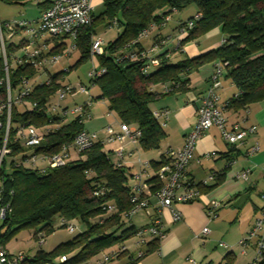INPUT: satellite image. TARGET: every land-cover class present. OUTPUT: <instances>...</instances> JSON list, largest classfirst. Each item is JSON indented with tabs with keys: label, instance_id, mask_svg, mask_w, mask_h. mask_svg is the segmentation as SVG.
Here are the masks:
<instances>
[{
	"label": "trees",
	"instance_id": "trees-1",
	"mask_svg": "<svg viewBox=\"0 0 264 264\" xmlns=\"http://www.w3.org/2000/svg\"><path fill=\"white\" fill-rule=\"evenodd\" d=\"M6 1L11 3V0ZM50 1L41 2L39 6L45 9ZM191 6L196 8V13L178 25L170 49L169 39H157L158 35L150 48L143 47L142 41L151 32H159L167 24L163 25L165 17L171 19L173 13L183 12ZM197 15L200 18L196 20ZM98 21L104 22L105 28L114 27L121 32L114 41L104 46L103 54L97 57L98 66L105 70V74L93 79V86H85L90 90L98 89V95L91 96L93 102L105 100L107 110L113 112L120 123L134 124L139 128L141 136L138 143L144 151L158 149L166 138L160 120L153 116L149 105L160 94L184 91L191 72L204 64H226L223 77L237 90L226 105L246 108L264 101V0H105L103 12L96 18L91 13L90 25L82 28L72 41L79 53L77 62L66 71L49 73L45 82L33 86L26 99L36 105L34 109L28 110L23 105L25 108L21 112H17V106L12 110L8 141L11 154L7 156L11 159V172L5 173L6 158L0 168L1 202L9 203L12 212L0 221V243L5 247V243L23 229L35 228L34 239L39 233H43L45 239L55 228L66 229V225H72L74 221L85 226L82 233L59 244L51 252L39 250L31 259L25 256L23 264H109L123 256L127 257L125 264H133L159 241L158 238H147L146 250L140 247L142 257L137 256L139 247L136 254L131 255L129 246H135L140 229L131 224L132 216L125 215L131 209L129 198L134 185L130 186L129 179L132 176L122 159H117L103 141L95 143L81 157L71 151L70 160L62 167L44 170L21 165L16 167V163L27 157L22 143L14 141L20 127L32 125L41 129L44 141L34 152L45 154L58 152L61 145L72 143L84 130L85 116H63L62 112L70 107H63L50 115L47 109L55 102L56 92L71 85L64 83L66 74L90 58L91 39L96 36ZM191 21H194L193 27L180 34V29L187 27ZM145 29L148 30L147 37L137 41L138 34ZM214 29H218L224 37L219 47L195 58L171 63L173 54L182 53L184 45ZM163 41L164 44H161ZM177 43L179 46L175 49ZM154 46L158 48L152 50ZM66 49L61 42L49 48V53L61 54ZM151 60L159 61V65L152 67ZM145 65L150 66L147 75L141 71ZM36 73L30 64L15 67L10 78L12 88L17 87L20 76L31 79ZM2 78L0 60V81ZM154 86H158L159 90L153 89ZM4 89V85L0 84V94L4 93ZM236 152L237 149L231 148L228 164L235 161ZM74 154L78 158L74 159ZM164 162V157L160 162H152V168L157 171ZM222 176L217 174L218 182ZM155 181L156 173L144 181L150 185L152 193L155 192ZM95 192L102 193L94 195ZM109 206H113L114 210L110 211ZM153 213L154 217L156 213ZM56 218L60 220L58 225H54ZM94 219L96 222L91 224ZM73 225L75 230L72 233L77 229ZM119 230L121 233L116 237L115 233ZM69 254L72 256L68 257ZM61 256H65L64 262H60ZM104 257L108 258L105 262ZM258 264H264V250Z\"/></svg>",
	"mask_w": 264,
	"mask_h": 264
},
{
	"label": "built area",
	"instance_id": "built-area-1",
	"mask_svg": "<svg viewBox=\"0 0 264 264\" xmlns=\"http://www.w3.org/2000/svg\"><path fill=\"white\" fill-rule=\"evenodd\" d=\"M37 3L46 0H35ZM91 0H51L47 8L43 9L38 20H25L16 19L7 22H0V60L2 63L3 78L0 84H3L5 89L4 93L0 94V168L5 157L11 154L8 147L9 133L11 128V114L12 110L18 105H24L26 109L32 110L36 106L28 101L26 98L32 92L33 86L42 84L38 79L43 75L48 79V69L53 67L59 62L62 57H68L71 50H74V45L70 50L66 49L61 54H50L49 48L45 42L38 44L37 40L45 35L53 39L68 37L71 41L77 37L78 32L89 26L91 23L92 13ZM197 15L195 19H199ZM163 25L168 23L170 18L163 19ZM194 21L187 24V27L180 29V34H185L193 27ZM152 28V27H151ZM6 32V38L4 36ZM19 32H22L27 38L22 40L21 46H7L6 41L13 39ZM148 30H143L138 34V40L146 38ZM165 41L161 42L164 44ZM179 44H176L175 49H178ZM158 47L154 46L152 50ZM104 52V43L100 37L94 36L90 44V58L93 59L102 55ZM30 64L37 72L33 78L20 76L18 78V85L16 88L11 86V75L14 74V68L20 65ZM150 65L157 67L159 61L151 60ZM212 73L209 76V86L204 95L200 99V104L197 108V120L192 130L186 135L181 147L167 148L164 152L165 162L156 171L155 192L146 193L150 190V185L141 181L140 175L137 176V183L131 188V196L129 203L131 209L125 213L131 217L139 211H145L146 215L150 217L149 225L137 231V242L135 247H139L137 256L142 257L143 250L147 238H158L161 240L165 235L163 231V223L161 221L160 213L164 209H168L172 213L173 221H179L181 215L173 207L177 204L191 203L198 199L199 190L197 185L188 177L187 170L193 160L194 150L198 140L211 128L215 127L220 132L221 138L231 148L237 149L241 146L248 136H253L257 132L255 126L242 128L239 123H234L230 128H227V120L219 108L218 92L221 89V79L226 64L215 63L212 65ZM150 66H144L141 71L144 75L149 73ZM105 74L103 68L98 67L94 62L92 69L87 73L89 85L93 86L92 80ZM45 82V81H44ZM46 84L48 82L46 81ZM164 92L167 90L164 88ZM13 94L15 96L13 97ZM87 96V100L81 105H74L68 110L63 111V116H77L82 115L89 118V110L93 104V99L90 96V89L88 86L77 83L75 85H68L59 89L56 94V100L52 103L47 113L50 115L52 112L61 111L60 102L65 100L66 97H75L77 95ZM153 116L160 119L168 118V111L162 110L153 112ZM163 123L162 121H160ZM162 126L164 124H161ZM141 136V132L137 126L131 127L128 124L120 123L119 121L107 125L99 132H89L82 130L73 140L72 143L61 145L56 153L45 154L35 153L36 147L41 146L44 141V135L40 128L32 125L20 127L15 136L14 141L22 143V147L26 149L24 152L27 157L19 163L16 167L24 166L31 169L46 168L54 169L64 166L71 158V151L81 157L80 155L89 150L95 143L103 141L105 144L110 145L117 143V147L113 149V154L117 159H122L123 145L126 141L137 143ZM259 152V145L254 143L246 152L247 158L254 157ZM206 156H215V153L207 154ZM234 162V161H233ZM230 162L229 164L233 163ZM39 163L44 164L40 168ZM141 168L147 167V163L140 160L137 161ZM249 171H242L236 177L246 181ZM217 179L216 173H210L201 183L202 186H207L209 183ZM102 193V192H100ZM100 193L95 192L94 195ZM2 190L0 188V221L6 219L11 214L12 209L9 203L1 202ZM155 199V205H151L149 196ZM263 206L259 216L253 221L251 228L247 231L244 237L239 241L238 245L242 248L241 253L245 254V248L248 245L254 247V256L250 264H258L262 258V251L264 250V193L260 196ZM222 206V203L216 200H210L206 205V214L210 220L215 218L217 210ZM110 211L114 210L113 206H109ZM155 211L156 215L153 217L152 213ZM66 230L72 233L75 226L72 224L66 225ZM210 230L204 227L198 238H205L209 235ZM39 245L45 243L44 234L37 235ZM220 246H225L219 243ZM25 260L24 254L16 256L10 255L7 249L0 243V264H23ZM60 262L66 260L65 256L60 257ZM108 258L104 257L103 261Z\"/></svg>",
	"mask_w": 264,
	"mask_h": 264
},
{
	"label": "crops",
	"instance_id": "crops-1",
	"mask_svg": "<svg viewBox=\"0 0 264 264\" xmlns=\"http://www.w3.org/2000/svg\"><path fill=\"white\" fill-rule=\"evenodd\" d=\"M0 1L15 7V10L18 11V14L11 16V19L5 18L0 22L16 19L35 21L39 19L43 11V7L39 6L40 3L35 0H11V3L6 0ZM104 1L91 0L94 18L103 12ZM24 6L33 7L34 12L28 14L27 10L22 8ZM185 12L186 10L173 13L169 22L159 32H151L142 41L143 47L150 48L156 38H168V49H170L174 44L172 40L178 25L193 17L196 10L189 15H185ZM104 24V22L98 21L95 33L106 46L109 42L115 40L121 30L114 27L105 28ZM20 34L23 35L22 40L27 38L22 32L17 35ZM59 39L53 40L54 45L61 43L57 42ZM223 40L224 37L220 31L214 29L201 38L184 45L182 53L173 54L171 63L175 64L184 59H192L205 54L219 47ZM37 42L38 44L42 43L40 39ZM44 42L48 43V41ZM59 50L62 51L63 48H59ZM96 65L98 66V62ZM211 71L212 64L200 66L189 75V84L184 91L173 94H160L149 105L152 112L168 111V118L166 120L160 119L163 122L161 124H164L162 128L166 133V138L162 140L158 149L146 151L141 149L138 142L126 141L124 143L122 162L132 176L129 181L130 186L137 183V176L139 175L140 180L143 182L155 176L156 171L152 168L151 163L160 162L167 148L182 146L186 135L196 123V111L201 97L209 86ZM153 89L159 90V87L154 86ZM236 94L237 90L234 85L223 77L221 79V89L218 92V105L227 120V128H230L234 123H239L242 128L255 126L257 128L256 134L245 138L243 144L237 148L236 159L231 164H228V160L233 152L228 155L231 147L221 138L218 129L215 127L209 129L198 140L193 160L187 170L188 177L198 187V199L191 203L177 204L173 207L181 215V219L176 222L172 219L171 211L163 209L160 217L165 236L157 242V245L151 251H148L146 255L133 264H250L254 256V247L252 245L246 246L245 254H242V248L238 243L251 228L263 206L260 196L264 193V101L246 108L226 105L228 100ZM101 101L104 104L106 117L112 120L111 124L118 121L115 114L107 110L106 101ZM93 104L91 107H93ZM130 126L135 127L136 125L131 124ZM254 143L259 145V152L254 157L247 158L246 152ZM107 146V148L113 150L118 145L112 143ZM210 153H215V156H206ZM72 156L74 159L78 158L75 154ZM138 160L147 163L148 166L141 168L137 163ZM39 167H44V164L39 163ZM242 171H249L246 181L236 177ZM210 173H221L223 176L220 182L216 179L207 186L200 185ZM146 193L152 192L149 190ZM149 200L151 205L154 206L155 199L151 195ZM210 200L222 203L212 220L208 218L205 208ZM134 215L131 217L132 225ZM144 217L146 221L139 227L140 229L149 225V217L146 214ZM204 227L210 230L209 235L205 238L196 237ZM219 243H223L225 246H220ZM132 247L129 246L130 253L135 255L137 247ZM5 248L9 252L8 247L5 246ZM142 249L146 250V247H142ZM126 258V256H123L109 264H125Z\"/></svg>",
	"mask_w": 264,
	"mask_h": 264
},
{
	"label": "rangeland",
	"instance_id": "rangeland-1",
	"mask_svg": "<svg viewBox=\"0 0 264 264\" xmlns=\"http://www.w3.org/2000/svg\"><path fill=\"white\" fill-rule=\"evenodd\" d=\"M33 6V5H32ZM91 6L93 8V5L91 3ZM34 7V6H33ZM30 6H24L23 9L27 10L28 14H31L32 11L34 12V8ZM15 7H11V5L5 4L2 1H0V20L11 19V16L18 14V11L15 10ZM196 8L194 6H191L188 8L185 12V15L192 14L195 12ZM6 32H4V36L6 38ZM23 39V35H16L13 39L7 40V46L9 44H13L15 46H20L21 40ZM54 39L51 38L48 35H45L44 37L40 38V42L48 41L47 46L48 48H52L54 46ZM57 42H63L67 49L70 50L72 46V41L69 39H59ZM79 59V53L76 49L71 50V55L69 57H62L59 62H57L56 65L48 69V74H54L60 71H66L69 68H71ZM97 57H95L92 61L91 58L82 61L77 67L70 70L68 74L64 77V83H69L71 85H75L77 83H82L83 85H89V80L87 77V73L92 69L93 62L97 63ZM220 63V62H216ZM215 64V63H214ZM213 64V65H214ZM222 64V63H221ZM213 67V66H212ZM212 73V71H211ZM45 80V76H41L40 79H38V82ZM98 95V89L92 88L90 90V96H97ZM15 94H13V97ZM87 100V96L85 95H77L75 97H66L65 100L60 102L61 107H72L74 105H81ZM23 105H18L16 107L17 112H21L24 110ZM90 119L85 117V120L83 121L84 130L89 132H99L104 127H107V125H110L112 120L108 117H106V111L104 108L103 101L98 100L94 101L93 107L90 108ZM112 114H114L112 112ZM68 119H71V117H68ZM108 147V146H107ZM6 161V170L5 173L9 174L11 172V168L9 166L10 163V157H5ZM131 180V178L129 179ZM145 211H141L140 213L136 214L132 218L133 225L135 228H139L145 219ZM96 222V219L91 220L90 223L93 224ZM60 223L59 219H55L54 225H58ZM77 226V229L74 233H69L66 231L65 228H55V231L50 232L46 235L45 238V244L40 247L37 243V238L34 239L33 232L35 231V228L31 229H23L19 232H17L8 242H6V246L9 249V254L16 256L18 254H24L28 258H33L36 253L39 250L45 251V252H51L54 248H56L59 244L66 243L67 241H70L73 237L77 236L78 234L82 233L85 229V226L77 221H74V223ZM126 228V227H124ZM36 229H39L36 228ZM4 230L1 231L3 233ZM121 233V230L115 233V236L118 237ZM36 240V241H35ZM131 248H133L131 246ZM249 251V249H248ZM72 254H69L68 257H71Z\"/></svg>",
	"mask_w": 264,
	"mask_h": 264
}]
</instances>
